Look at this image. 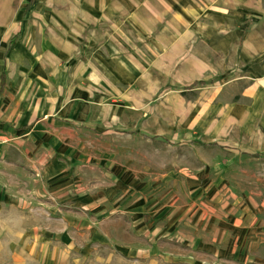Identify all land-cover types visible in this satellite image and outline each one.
<instances>
[{
  "label": "rangeland",
  "instance_id": "obj_1",
  "mask_svg": "<svg viewBox=\"0 0 264 264\" xmlns=\"http://www.w3.org/2000/svg\"><path fill=\"white\" fill-rule=\"evenodd\" d=\"M143 1L0 0V102L16 105L25 167L0 179V264H141L110 239L133 185L242 214L264 238V0H159L141 30Z\"/></svg>",
  "mask_w": 264,
  "mask_h": 264
},
{
  "label": "crops",
  "instance_id": "obj_2",
  "mask_svg": "<svg viewBox=\"0 0 264 264\" xmlns=\"http://www.w3.org/2000/svg\"><path fill=\"white\" fill-rule=\"evenodd\" d=\"M91 1L94 9L100 7L103 2V0H98V3L97 0ZM242 1L240 0L237 5ZM83 2V9H88L91 5L90 0ZM122 5H126V0H123ZM161 7L163 8L159 0L157 2L153 0L150 5L148 2H142V8L146 11H141L143 17L141 30L148 24V13H146L148 8L160 12ZM111 8V4L101 7L107 14L116 12ZM259 30L264 33V28ZM262 44L260 47H264V43ZM4 68L7 82L5 65L2 70ZM252 70L254 81L264 79V60L255 61ZM27 118L28 116L22 117L18 122L19 125L29 126ZM0 136L9 138L0 142V179L6 180L10 177L13 182H21L25 175L23 172L25 167L16 160V105L0 102ZM17 156L27 158L24 151L18 152ZM45 174L48 175L45 176V185L58 183L60 178L57 179L50 170ZM61 174L63 175V172ZM0 185L3 188L0 194L9 197L11 194L6 184L0 181ZM51 187L45 188L46 193L59 197L57 192L51 191ZM137 188L138 185H133L128 192L125 191L126 194L129 193L126 206L123 205L125 208L122 210L118 204H115L113 207L115 215H111L110 218L112 225L118 230L120 228L123 230L121 234H116L113 230L114 235H110V239H115L116 249L125 256L140 260L141 264H259L260 251L257 247L264 238L252 235L254 232L251 230L252 224L247 223L242 214L230 215L226 212L218 213L216 210L203 213V206H197V203H178L174 194L157 190L143 192V187ZM135 193H137L136 197ZM45 203L50 216L54 212L58 213L56 210H62L55 200ZM190 205L195 206L192 212L195 213L194 217L185 218ZM68 219L64 215L62 222L68 224L66 221ZM75 219L78 223L75 226L80 228H83L85 223L94 224L86 220L84 215L78 214ZM94 237L97 238L96 234Z\"/></svg>",
  "mask_w": 264,
  "mask_h": 264
},
{
  "label": "trees",
  "instance_id": "obj_3",
  "mask_svg": "<svg viewBox=\"0 0 264 264\" xmlns=\"http://www.w3.org/2000/svg\"><path fill=\"white\" fill-rule=\"evenodd\" d=\"M30 2H33V0H29L28 4ZM6 84V72H5V68L2 70L1 74H0V94L2 93L4 86ZM198 84L204 85L206 84L205 80H194L191 82V84H189L188 86H186V89H190ZM153 138H155V136H153ZM204 146H216L218 145L217 142L213 141V142H205L203 143Z\"/></svg>",
  "mask_w": 264,
  "mask_h": 264
},
{
  "label": "built area",
  "instance_id": "obj_4",
  "mask_svg": "<svg viewBox=\"0 0 264 264\" xmlns=\"http://www.w3.org/2000/svg\"><path fill=\"white\" fill-rule=\"evenodd\" d=\"M5 140H7V139H4V138L0 137V142H1V141H5ZM2 189H3V188H2V186L0 185V191H2Z\"/></svg>",
  "mask_w": 264,
  "mask_h": 264
}]
</instances>
